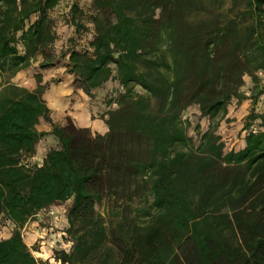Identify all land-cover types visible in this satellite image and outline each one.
<instances>
[{"label": "trees", "instance_id": "16d2710c", "mask_svg": "<svg viewBox=\"0 0 264 264\" xmlns=\"http://www.w3.org/2000/svg\"><path fill=\"white\" fill-rule=\"evenodd\" d=\"M57 2L0 0V218L14 226L0 264H49L20 230L66 201L72 246L54 250L60 264H264V101L239 150L225 151L213 129L195 146L183 117L195 105L213 120L233 99L264 95V0H91L88 14L73 3L75 32L91 36L70 38L63 55L74 87L88 97L120 87L102 134L54 123L40 73L32 91L9 81L37 55L40 70L60 63L48 14ZM45 135L56 146L28 164ZM102 203L115 209L102 214Z\"/></svg>", "mask_w": 264, "mask_h": 264}, {"label": "rangeland", "instance_id": "374dc122", "mask_svg": "<svg viewBox=\"0 0 264 264\" xmlns=\"http://www.w3.org/2000/svg\"><path fill=\"white\" fill-rule=\"evenodd\" d=\"M57 1V4L48 14L54 21V30L57 35L56 40L53 42L51 53L56 55L57 60L60 59V63L55 68L40 70L37 65L42 57L37 55L36 60L32 63L30 68L25 70L24 73L20 71V77L18 76V72L14 77L10 78L9 81L22 87L25 86V88L29 90L28 87L30 84H28V82H33L36 88L38 83L35 73H40L42 76L41 86L44 88L42 97L46 105L47 101H53L54 104H58L57 111L54 112L53 116L51 114L54 123L65 124L67 118H69L73 125L77 127H86L83 125L86 121L97 122L99 127L95 124L93 127L86 128H89L92 133H101L96 131V129L101 131L103 128H107L104 121L106 114L104 113L109 109L116 108L114 103L107 106L106 101L111 95L115 94L116 90L120 89V87H118L114 81H110L99 91L93 92L92 97H88L81 90L74 87L73 77L66 71L67 57L63 55L65 54V56H67L66 52L69 48V44L72 45L69 41L70 38L77 36L79 43L86 45L91 39V36L89 32H75L71 22L70 9L71 5L75 3L85 14L91 13V0ZM33 18L34 17H32L31 20H33ZM82 21L86 26H89L86 20L83 19ZM258 75L262 78L261 82L264 83V74L260 72ZM17 76L18 78L15 79ZM244 78L245 84L243 90L247 91L251 82L248 76ZM5 81H7L6 75L3 76L0 74V85ZM263 101L264 95L256 104H252L251 100H247L239 105L233 99L228 104L226 113L221 117H215L213 120L201 118L196 106L192 105L183 115L185 119L189 120L187 133L192 138L194 145L197 146L201 133L213 129L215 134L220 136L225 151L231 149L238 150L241 148L243 143L242 139L246 135V130L243 129L244 125L250 122L247 119V115L251 110L259 112ZM252 125L254 126H251L250 129H259L257 123H253ZM36 128L39 131L49 132L51 130V125L48 122L40 120ZM54 146H56V141L53 137L49 135L40 137L35 145L34 154L26 158V162L28 164H40L48 149ZM69 205L70 201H66L52 205L48 209L41 210L24 224V226L27 225L25 230H23L24 226L21 228L20 232L23 241L39 262L58 264L53 258L54 250H70L72 243L70 242L69 236L65 233V229L67 228L66 210ZM97 208L100 213L107 215V212L111 210L112 206L107 203H102ZM13 228L14 226L10 221L0 218V239L10 236ZM30 236L33 237L32 240Z\"/></svg>", "mask_w": 264, "mask_h": 264}, {"label": "crops", "instance_id": "0c3cea01", "mask_svg": "<svg viewBox=\"0 0 264 264\" xmlns=\"http://www.w3.org/2000/svg\"><path fill=\"white\" fill-rule=\"evenodd\" d=\"M22 73H24V71H21ZM21 72H19V77L21 76ZM18 76L15 78V79H17L18 78ZM28 84H30L29 85V90H32V89H34L35 88V84L33 83V82H31V81H29L28 82ZM24 85V84H23ZM25 87V86H24ZM47 105H48V108L51 110V114H52V116H53V114H54V112H56L57 110V107H58V104H54L53 103V101H51V102H48L47 101ZM87 120H88V118H87ZM90 123V124H89ZM94 122H87L86 121V123H84L83 125L84 126H86V127H93V126H95V124H97V122L96 123H94ZM97 127H99V125L97 124ZM105 129V130H104ZM107 130V128L105 127V128H103V130H101V131H99V129H96V131H98V132H101V133H105V131ZM242 146H241V148H243L244 147V137H243V139H242ZM240 148V149H241ZM239 150V149H238ZM34 162V161H33ZM27 226V225H26ZM26 226H24V228H23V230H25V228H26ZM29 233V232H28ZM9 237V236H8ZM8 237H6V238H8ZM6 238H3V239H6ZM32 238L33 237H31L30 236V239L32 240ZM25 243V242H24ZM27 246V245H26Z\"/></svg>", "mask_w": 264, "mask_h": 264}, {"label": "built area", "instance_id": "2783aa9c", "mask_svg": "<svg viewBox=\"0 0 264 264\" xmlns=\"http://www.w3.org/2000/svg\"><path fill=\"white\" fill-rule=\"evenodd\" d=\"M52 213V212H51ZM58 263V262H57ZM58 264H60V263H58Z\"/></svg>", "mask_w": 264, "mask_h": 264}]
</instances>
